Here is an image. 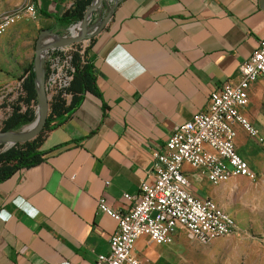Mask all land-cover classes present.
I'll use <instances>...</instances> for the list:
<instances>
[{
    "label": "crops",
    "instance_id": "crops-1",
    "mask_svg": "<svg viewBox=\"0 0 264 264\" xmlns=\"http://www.w3.org/2000/svg\"><path fill=\"white\" fill-rule=\"evenodd\" d=\"M113 2L106 0L104 9ZM33 3L53 22L44 14L72 5ZM92 21L100 20L94 14ZM262 40L264 0H122L103 30L83 41L95 93L84 94L44 135L41 163L0 182V264H94L107 254L117 224L98 209V199L126 211L131 202L123 194L136 195L141 182L153 181L152 153L207 108L212 92L236 80ZM263 97L261 79L242 110L254 127L252 104ZM236 131L235 149L255 172L259 153L252 138ZM184 169L192 193L217 203V188ZM135 253L164 264L171 247L140 237Z\"/></svg>",
    "mask_w": 264,
    "mask_h": 264
},
{
    "label": "built area",
    "instance_id": "built-area-1",
    "mask_svg": "<svg viewBox=\"0 0 264 264\" xmlns=\"http://www.w3.org/2000/svg\"><path fill=\"white\" fill-rule=\"evenodd\" d=\"M26 14H35L33 5L27 7ZM9 24L7 18L0 21V35ZM47 68L53 72L49 81L56 72ZM261 79L264 80V40L240 64L236 80H228L212 92L207 108L175 128L163 149L152 153L153 181L141 182L136 195L123 194L131 202L126 211L98 199V209L111 217L117 227L109 237V252L98 255L94 264H148L135 253V242L140 237L167 245L183 233L190 240L209 244L236 231L232 215L211 199L192 193L184 166L212 185L225 183L234 176L256 179V173L237 153L234 141L237 126L264 148V139L242 114L249 104L250 88Z\"/></svg>",
    "mask_w": 264,
    "mask_h": 264
},
{
    "label": "rangeland",
    "instance_id": "rangeland-1",
    "mask_svg": "<svg viewBox=\"0 0 264 264\" xmlns=\"http://www.w3.org/2000/svg\"><path fill=\"white\" fill-rule=\"evenodd\" d=\"M109 4L111 5L110 2ZM31 5L35 9L33 16L26 14L27 7ZM106 13L107 10L104 7L93 12L92 18L86 25V31L81 33V31H72L74 25L58 24L41 17L37 13L33 0H0V21L6 18L10 20L8 28L0 35V75L2 78L0 83V133L3 132L1 130L3 121L11 113L10 106L16 102L20 94L21 78L30 68L34 67L35 41L39 34L49 33L42 37V44L50 43L52 37L56 35L60 38L81 37L79 42L50 48L45 53L43 70L50 67L56 72L46 82L49 86L48 116L50 103L58 95L59 90L65 87L64 83L70 80L72 71L69 63L70 54L77 50L81 53L83 41L93 32L97 24V21H92L93 15L96 14V18L100 20L106 16ZM83 38L85 39L82 40ZM58 53L61 54V58L57 56ZM252 105L257 115L253 123L264 139V97L257 99ZM33 109L35 113L39 110L37 102ZM28 125L9 131L19 134ZM42 136L39 133L27 142L42 139ZM250 141L259 153L256 160L257 165L251 164L256 169V179L249 181L246 178L234 176L223 186L212 185L218 190L217 197L213 199L224 211L235 218L236 231L229 237L216 239L209 244H200L180 233L165 245L171 247L170 264H264V148L254 139ZM9 144V140L1 137L0 151L9 148ZM165 252L169 254V251ZM169 263L165 261L164 264Z\"/></svg>",
    "mask_w": 264,
    "mask_h": 264
},
{
    "label": "trees",
    "instance_id": "trees-1",
    "mask_svg": "<svg viewBox=\"0 0 264 264\" xmlns=\"http://www.w3.org/2000/svg\"><path fill=\"white\" fill-rule=\"evenodd\" d=\"M67 0H53L61 3ZM72 5L64 9L60 15L44 14L52 18L58 24L75 25L82 21L87 8L92 0H69ZM61 57L60 54H58ZM70 77L66 87L59 90L58 95L50 103V113L46 118L45 125L40 132L44 135L55 127L60 126L79 106L86 93H95V77L91 63L86 60V53L79 50L70 54ZM53 73L49 68L45 70V82ZM37 102L36 79L33 68H30L21 78L20 94L14 104L10 106L11 113L2 123V131H9L20 126L30 124L36 115L33 106ZM42 139H34L24 144H15L0 151V182L8 179L15 173L29 169L42 162L43 153L39 151Z\"/></svg>",
    "mask_w": 264,
    "mask_h": 264
},
{
    "label": "water",
    "instance_id": "water-1",
    "mask_svg": "<svg viewBox=\"0 0 264 264\" xmlns=\"http://www.w3.org/2000/svg\"><path fill=\"white\" fill-rule=\"evenodd\" d=\"M105 1L106 0H92V3L87 8L82 21L79 22L78 24H75L73 28L75 26L80 25L81 29L79 31H81V33L85 32L86 25L88 24V21L92 18L93 12L98 11L100 8L105 7L104 5ZM121 1L122 0H114L112 6H110L109 9L107 10L106 16L100 19V21L97 22L95 27L94 25H92V27H94V30L93 32H91L89 36H87V39L96 35L101 30H103L108 20L110 19L111 14L114 12V10ZM90 29L91 28H89V30ZM44 34L48 35L49 33L41 32L37 40L35 41V50H34V58H33V62H34L33 71L36 79V94H37V104L39 110L36 111L35 113L36 117L34 121L31 122V124H29L27 127L23 128L21 133L16 134L10 131H5V132L3 131L2 133H0V138L3 137L10 141L9 147L17 143L27 142L30 139L34 138L37 134L41 132V130L45 125L47 118L48 85L45 82V71L43 70V64H44L46 51L50 48H57L67 44L79 42L81 40V37L78 38V36L60 38L59 36L56 35L52 37V41L50 43L42 44V37L44 36ZM84 39L85 38H83L82 40ZM26 128L27 130L24 131V129Z\"/></svg>",
    "mask_w": 264,
    "mask_h": 264
},
{
    "label": "bare ground",
    "instance_id": "bare-ground-1",
    "mask_svg": "<svg viewBox=\"0 0 264 264\" xmlns=\"http://www.w3.org/2000/svg\"><path fill=\"white\" fill-rule=\"evenodd\" d=\"M80 29H81V26L78 25V26H75V27L72 29V31H74V32H79ZM52 83H53V80H52ZM48 90H49V89H48ZM25 130H27V128L24 129V131H25Z\"/></svg>",
    "mask_w": 264,
    "mask_h": 264
}]
</instances>
